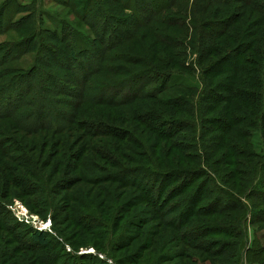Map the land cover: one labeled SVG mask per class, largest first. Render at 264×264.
Masks as SVG:
<instances>
[{
    "label": "trees",
    "instance_id": "obj_1",
    "mask_svg": "<svg viewBox=\"0 0 264 264\" xmlns=\"http://www.w3.org/2000/svg\"><path fill=\"white\" fill-rule=\"evenodd\" d=\"M49 1L55 6L68 8L75 22L71 23L64 20L59 22L54 18V21L49 22L50 28L43 27L37 31L40 32L37 35V43L29 37L19 41V44L13 45L10 48L11 59L18 58L24 52L30 51V46L33 43L34 46L36 44L43 48L44 43L50 41L55 45L57 52L62 53L70 60L80 58V62H83V57L96 54L92 68L86 70L80 80L61 86L60 89L49 94L47 98L52 111L48 113L46 120H39L38 113L40 110L31 111V108L27 107L29 101H32L30 97L36 95V93H33L29 99L26 96L25 93L28 92L29 84L22 88V91L20 90L23 95L18 97L15 102L17 104L16 113L13 114L14 108L4 109L10 100L5 103L0 100V119L13 118L15 114L24 113L25 120L18 121L19 126L16 124V127L21 131L30 129L33 130L31 132L38 134L47 132L56 135L81 127L83 134L90 137L104 135L123 140V135L117 134L120 129L118 128L119 125L114 122L110 123L102 116L89 110L92 108L116 110L117 108H127L142 102L149 105L148 108L141 112H135L134 115L130 116L131 118L124 120H133L143 132L148 134L147 139H150V142L154 141L165 146L166 143H169L172 150L173 148H179V151H186L187 149L178 141L180 137L188 132L190 133L196 127L198 129L196 152L193 155H184V159L191 157L196 161L193 164L195 167L191 169L183 167L172 169L157 166L154 154L157 158H160L159 155L164 157L162 152L158 155V150L161 148L154 149L151 153L144 144V151H142L145 154L144 162L132 160L133 165H123L119 162L116 164V170L107 169L109 166L106 164L112 158V155L107 152L108 155L102 148L93 149L95 157L88 158L86 155L88 148H79L75 153V160L82 172L79 171L78 174L84 182L96 183L100 180L105 181V179L109 181V178H111L117 179V181H112L120 183L124 187L138 191L139 198L153 211L158 222L163 226L176 230L180 236V241L183 244L186 243L191 249H198L209 255L221 253L222 248L226 251V244L222 241L207 239L209 236L215 235H222L226 238L240 237L242 241L248 222L253 224V217L256 215V213L253 215L248 200L255 196L263 198L260 194V178H264V31L259 32L257 27H264V0H167L162 4L152 6L151 11L142 18H138L134 15V12L130 17L119 15V12L111 7L109 11L113 16L112 20H96L94 22H88L86 14H89L93 8L99 9L102 0ZM120 1L110 0L109 2L111 5L117 3L121 8L127 9L128 7L131 10L130 0ZM238 3L242 9H246L242 13L243 16L256 18L255 20L250 19L249 23L244 22L242 28L240 26L242 24L240 13L226 9ZM80 4L81 7L79 8L77 5ZM10 6H13V14H15L17 7L15 0H3L0 3V19L6 11L5 8L10 9ZM174 9H178V11ZM210 10H213V13ZM218 11H230V15L229 17L215 19ZM169 12H172L171 15H168ZM208 16L212 18L210 20L206 19L208 21L205 23L204 18ZM99 17H102L101 12ZM132 19L134 20L132 21ZM107 21L114 23L111 28L112 32L120 33V37L103 47L100 46L99 42L101 43L106 38ZM75 24L76 26L81 24L83 27L91 29L95 38L90 40L85 33L74 27ZM173 31H176L177 34H173ZM2 32V29H0V34ZM187 33L191 35V45L197 46V49L200 50L202 63L211 59L212 65L206 66L205 64L203 67L206 68L201 67L199 70L187 64L177 70L174 66L179 64L178 60L167 67L156 65L159 61H165L164 58L160 57L159 48H163L170 54L173 53L174 58L178 57L177 59H179V56L184 55L185 51L181 49H184L186 44L179 39L181 37L179 35L190 36ZM146 38H152L153 45L144 44ZM209 40L217 41L218 44H213L210 48H207L208 45L204 41ZM200 42H203L204 46L207 45L206 48ZM217 52L220 53L213 56ZM18 53L20 54L17 55ZM44 53H47V50H44ZM144 53L148 55L143 56ZM41 60L43 61V55L38 54V59L31 69H35L41 63ZM44 64L47 65L48 62L44 61ZM58 69L61 70L60 68L52 70L54 78L56 72L62 75L67 74L69 68H62L61 71H57ZM197 71L198 73H196ZM223 74L227 76L224 81L214 80L215 77ZM241 77L249 80L252 86H238L237 82H241ZM198 78L201 79L202 83L197 80ZM11 86L6 87L10 88ZM15 88L16 86L11 91ZM43 90L45 89L39 85V91L43 93ZM173 91H182V93L170 95ZM40 92L39 94H41ZM185 92H200V94L193 100L190 94ZM214 92L216 96L212 105L218 102L225 103L230 102V100H238L243 102L245 106L260 108L257 116H245L243 119L232 116L225 120L226 125H223V127L219 123L221 128L217 130L222 131L220 132L222 136L217 141L219 144L216 145L217 150H214L217 153H213L207 147L201 149L202 143H204L202 140L208 135L207 133L211 128L209 126H212L213 122L218 119V117L210 116L212 106L206 101L208 96ZM68 96H72L73 99L70 101V98H67ZM38 105H42V102L40 101ZM197 108L199 115L194 114V110ZM201 108L204 109V112L201 111ZM168 111H170V115L166 114ZM178 111L193 113V117L192 119L181 120V118L172 114ZM21 117V115H18V118ZM227 130L236 133L242 143H246L250 136L260 135L261 137L263 151L259 153L254 149H249V146L245 147L247 149L241 150L239 143L227 146L228 153L249 160V164L246 163L245 166L246 173L234 170L231 166V160L226 159L225 153L218 154L227 140ZM124 135L128 140L136 142V146L137 142L140 141L135 133L127 131V129ZM0 148L3 149V146ZM178 153L180 154V152ZM166 154H169L171 158L169 162L171 163L173 157L169 148ZM113 158L117 161V155ZM180 158L183 157H176L175 161ZM256 158L258 159L257 164L259 163L258 168H256L257 164L253 161ZM236 162L243 166L239 161ZM219 165H224L222 173L220 169H217L221 167H217ZM32 167L39 177H35L34 181L21 178L24 181L18 184L27 185L29 193L44 194L46 188L41 180L42 174L33 159ZM250 169H252L253 175L251 176L250 187L245 190L247 193L244 192L242 186V192H239L236 190L238 185H230L229 187L224 185L223 182L228 183L235 180V177L240 176V174L245 176ZM92 170L93 176L86 177V172ZM262 171L263 173L260 175ZM32 175L36 176L34 173ZM140 176H143L141 181L137 180ZM144 179L149 180V185L143 182ZM244 186L246 188V185ZM22 189H19V191L22 192ZM2 201H0V229L6 231L22 250L38 252L47 249L49 253L40 258V264H108L109 260L117 264L111 252L108 251L100 252L99 249H95L97 253L102 254V258H99L96 252H74L69 247V243L64 244V241L56 236V233L52 230L53 226H51L52 229L50 227V231H38L27 226L28 224L16 221L14 217H12L13 219L6 217L8 213L10 214V211L7 210L8 213H6L7 203L5 204ZM221 202L224 204L221 205ZM235 209H238L241 213L240 222L206 223L204 226L190 228V232H188L192 236L190 240H187L185 236L182 237V229L190 224L193 217L228 213ZM54 213L51 212V218H54ZM69 220L79 229L99 234H108L112 228L111 225L102 219H98L93 213L78 212ZM258 220L262 219L258 218ZM21 225L29 229L22 228ZM121 236H113L115 246H122ZM130 236L127 242L132 239ZM67 247L70 248L69 251ZM262 248L264 250V246L260 247L259 250H262ZM223 249L222 252L224 253ZM143 252L145 253L146 249H142L140 254L136 255L138 261H135L137 259L134 255L132 261L141 264L140 262L144 258ZM149 261H146L145 264Z\"/></svg>",
    "mask_w": 264,
    "mask_h": 264
},
{
    "label": "rangeland",
    "instance_id": "obj_2",
    "mask_svg": "<svg viewBox=\"0 0 264 264\" xmlns=\"http://www.w3.org/2000/svg\"><path fill=\"white\" fill-rule=\"evenodd\" d=\"M2 1L3 0H0V3ZM15 1L18 7L15 9V14H13V6H10V9L6 7V11L0 19V29L3 31L0 34V100L4 103L10 100V102L5 105L4 109L14 108L13 114L16 113L17 104H15V102L18 97L23 95L21 92L22 88L29 84L28 92L25 93L26 96L29 99L33 93H36V95L30 97L32 101H29L27 107H30L31 111L40 110L38 116L39 120L42 121L46 120L48 113L52 111L47 98L49 94L60 89L61 86L80 80L83 73L92 68L93 59L96 57V54L83 57V62H80V58H73L70 60L63 56L62 53L57 52L52 42L47 41L44 43L43 48L36 44L34 46L33 43V45L30 46V51L24 52L20 57L13 58L12 60L10 48L13 45L19 44V41H23L29 37L34 39L35 43H37V35L40 33L37 31L41 30L43 27L50 28L49 22L54 21V18L59 22L63 20L71 23L75 22L68 8L55 6L51 4L49 0ZM102 1L99 9L93 8V10H90L89 14H86L88 22H94L96 20L104 21L106 19L112 20L113 16L109 11L111 7L115 8L119 12V15L130 17L132 12H134V15L138 16V18H142L151 11L152 6H155V4H162L167 0H130L131 10L128 9V7L127 9L121 8L117 3L111 5L109 2L110 0ZM119 2L121 1L119 0ZM77 6L80 8L81 4ZM226 9L235 11V13H240L239 16H242L241 28L244 26V22L249 23L250 19H256L253 16V18H248L249 16L247 15L243 16L242 13H244L246 9H242L239 3ZM174 10L178 11V9ZM100 12L102 17H99ZM210 12L213 13V10H210ZM229 12L218 11V15L215 19L229 17ZM169 13L168 15H171L172 12ZM211 18V16L204 18V22L206 23V21H208L206 19L210 20ZM133 20L134 19H132V21ZM54 24L57 27L55 22ZM113 26L114 23L112 21L106 22V28L108 27L105 35L106 38L103 39L101 43L99 42L100 46L104 47L107 43L114 42L120 37V33L112 32L111 28ZM74 27L85 33L90 40L95 38L91 29H87L81 24L77 26L75 24ZM257 30L262 32L264 31V27L258 26ZM172 33L175 35L177 34L176 31ZM187 35L190 34L187 33ZM179 36H181L179 39L186 44V47L181 49L185 51L184 55L182 57L179 56V59H177L178 57L174 58L175 56L173 53L170 54L163 48H159L160 57L164 58L165 61H159L156 65L167 67L169 64L172 65L175 60L179 61V64L174 66L177 70H180L181 66H186V64L193 66L197 70L201 67L203 69L206 68L203 67L205 64L206 66L212 65L213 62L211 59L202 63L200 50L197 49V46L191 45V35L188 37H184V35ZM152 42V38H146L143 43H146V45H153ZM200 43L202 44L203 42ZM204 43L208 45L204 46L202 44L204 48H206V46L210 48L211 45L218 44L217 41L210 40L204 41ZM44 50H47V53H44ZM219 53L220 52L214 53L213 56ZM19 54L20 53L17 55ZM38 54L43 55V61L41 60V63H39L35 69H31L38 59ZM147 55L146 53L143 54V56ZM261 55L263 56V54ZM13 57L15 56L13 55ZM212 59H214V57H212ZM44 61L48 62V64H44ZM61 67L65 69L69 68L67 74L65 73V75H62L56 72V77L54 78V76H52V70H55V68L63 70ZM61 70L58 69L57 71ZM196 73H198V71ZM226 78L227 76L223 74L215 77L214 80L222 82ZM197 80L202 83L200 78ZM8 85L12 86L7 88L6 86ZM39 85L45 89L43 93L39 91ZM237 85L242 87L252 86L250 81L243 77H241V82H237ZM15 86L16 88L11 91ZM126 88L128 89V87ZM39 92L41 94H39ZM178 93L180 94L182 91H173L170 95H177ZM185 93L190 94L193 100L200 94V92ZM215 96V92L211 93L206 101L212 106L210 108V116L214 118L218 117V119L213 122L212 126H209L211 128L207 133L208 135L202 140L204 143L201 142V149L207 147V149L212 150L213 153L215 152L216 145H219L217 141L220 139V136H222V133H220L222 131L217 129L226 125V119L232 116L240 117L238 119H243L245 116H257L260 111L259 107L245 106L243 102L238 100H230V102L225 103L218 102L212 105L214 104ZM67 98H70V101L73 99L72 96H68ZM40 101L42 105H38ZM148 106L149 105L141 102L127 108H117L116 110L105 108H92L89 110L92 113L102 116L110 123L114 122L116 125H119L118 128H120V131L118 130L117 134H122L124 137L123 140L104 135L90 137L83 134L80 129L81 127L73 128L68 132L56 135L47 132L38 134L36 132H31L33 130L30 129H26V132L21 131L16 127V124L21 119L25 120L24 113L15 114L13 118L0 119V147L3 146V149L0 148V198H2L0 201L3 200L5 204L7 203L5 207L6 213L10 211L11 214L8 213L6 217H11V219L14 217L16 221L26 225L28 224L27 226L30 228H41L40 225L45 226L46 224H50V227L53 226V229L52 227L51 229L56 233V236L59 239L61 238L64 244L69 243V247L74 252L94 253L96 252L95 249H99L100 252L108 251L109 253L111 252L117 264H139L135 261H138L137 256L142 249H146V252H143L144 258L141 260V264H145L148 260H150L151 263L149 261L147 264H264V250L263 248L259 250L260 247L264 246L263 177L260 178V194L263 198L255 196L248 200L253 215L255 213L256 215L253 217V224L252 222H248L246 232L242 236L243 240L241 241L240 237L226 238L222 235L209 236L207 238L208 240L222 241L227 247L226 251L222 248L224 253L221 249V253H216L214 255L206 254L198 249H191L186 243L183 244L176 230L168 226H163L158 222L153 211L141 200V198H139L138 191L112 181H117V179L109 178V181L105 179V181L100 180L96 183H88L80 178V174L78 173L81 169H79L75 160V153H77L79 148H88L86 150L87 158L91 156L95 157L93 151L96 150L97 147L111 154L112 158L106 164L109 166L107 169L111 170H116V164L119 162L123 165H133L131 163L132 160L144 162L145 154L142 152L144 151V144L151 153H153L154 149L161 148L158 150V155L162 152L164 157L159 155L158 157L160 158H157L156 154H154L157 166L172 169L182 167L191 169L195 167L193 164H195L196 161L191 159V157H186V159H184V155H193L196 152L195 146L196 143H198V129L196 127L190 133L188 132L182 135L178 140L181 142V145L187 148L186 151H179V148H173V151L169 143H166L167 145L165 146L164 144L154 141L150 142V139H147L148 134L143 132L133 120H124L131 118L130 116L134 115L135 112L145 110ZM201 111L204 112V109L201 108ZM166 114L170 115L171 113L168 111ZM172 114L175 117L181 118V120L192 119L193 117V113H185L184 111H178ZM194 114L199 115L198 108L194 110ZM18 115L22 117L18 118ZM219 118L224 120H220ZM219 123L222 124L221 127H219ZM126 129L127 131L135 133L140 139V141L137 142V146L135 145L136 142L128 140V138L125 137L124 133H126ZM226 132L227 140L223 149H221L218 154L221 155L225 153L226 159L231 160V166L234 170L236 169L237 172L246 173L245 166L247 165L246 163L249 164V160L235 157L228 153L227 146L239 143L240 145H238L241 150L247 149L245 147L249 146V149H254L259 153L263 151L261 137L260 135L256 137L250 136V138L246 140V143H242L240 142V137L236 133L230 132L229 130ZM168 148L173 157L171 163L169 162L171 159L169 154H166ZM175 151L180 152V154ZM114 155H117V161L114 160ZM180 156L183 158L175 161L176 157ZM32 159L42 174L41 180L43 186L46 188L44 194L35 192L29 193V187L27 185L18 184L24 181L21 178H25L27 181H34L36 179L35 177H39L38 173L36 174V171L32 167ZM96 160L100 161L99 159ZM236 161H239L243 166L237 164ZM253 161L257 164L258 159L256 158ZM210 165L212 164L210 163ZM224 165L217 166H221L217 169H220V172L224 171ZM258 165L259 163L256 168H258ZM252 169L248 170L245 176H241L240 174V176L238 175V177H235V180H231L228 183L222 180L221 182H223L226 187L238 185L236 190L239 192H242V186L245 192V190L250 187L251 176L253 175ZM263 171L260 175H262ZM33 173L36 176H33ZM92 174L93 170L90 172L87 171L86 177ZM142 178L143 176H140L137 180L141 181ZM147 180L148 179H144L143 182L148 183L149 180ZM244 185H246V188ZM18 188L22 189L24 192H20ZM245 193H247V191ZM223 204L224 203L221 202V205ZM21 207L27 211V214L26 216L20 217L22 219H18L15 217V214L22 213ZM54 207L57 209L55 210ZM51 212H55L54 218L50 217ZM78 212L95 214L98 219H102L111 225L112 228L110 232L108 234H99L97 232L84 231L75 227L69 218L71 219L72 216ZM240 216L241 213L238 209L231 210L228 213H218L211 216H195L191 219L190 224L182 229V237L185 236L187 240H190L192 236L188 232H190V228L192 227L204 226L206 223L216 224L227 221L240 222ZM258 218L262 220H258ZM23 227L24 226H22V228ZM101 231L104 232L102 229ZM120 235H122L120 237L122 238V246L118 247L115 246V239H113V236L117 237ZM129 235H131L130 237L132 239L127 242ZM69 247H67L68 251L70 249ZM47 253H49L47 249L39 250L38 252L20 249L18 243L12 240L6 231L0 229V264H40V258L44 257ZM97 254L99 258H102V254ZM133 255H137V260L132 261V258H134ZM107 263L114 264V262L112 263L110 260Z\"/></svg>",
    "mask_w": 264,
    "mask_h": 264
},
{
    "label": "built area",
    "instance_id": "obj_3",
    "mask_svg": "<svg viewBox=\"0 0 264 264\" xmlns=\"http://www.w3.org/2000/svg\"><path fill=\"white\" fill-rule=\"evenodd\" d=\"M21 212L22 213H18V214H15V217L16 218H18V219H22V218H20V217H23L24 215L26 216V214H27V211L26 210H21ZM46 225H48V229L47 230H43V229H41V228H34V229H36V230H38V231H50L49 230V227H50V224H46Z\"/></svg>",
    "mask_w": 264,
    "mask_h": 264
},
{
    "label": "bare ground",
    "instance_id": "obj_4",
    "mask_svg": "<svg viewBox=\"0 0 264 264\" xmlns=\"http://www.w3.org/2000/svg\"><path fill=\"white\" fill-rule=\"evenodd\" d=\"M22 208V211L25 210L23 207ZM41 226V229L43 228V230H47L48 229V225H40Z\"/></svg>",
    "mask_w": 264,
    "mask_h": 264
}]
</instances>
